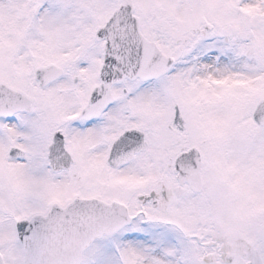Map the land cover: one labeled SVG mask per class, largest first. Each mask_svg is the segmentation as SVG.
Here are the masks:
<instances>
[{"label":"snow or ice","instance_id":"obj_1","mask_svg":"<svg viewBox=\"0 0 264 264\" xmlns=\"http://www.w3.org/2000/svg\"><path fill=\"white\" fill-rule=\"evenodd\" d=\"M0 264H264V0H0Z\"/></svg>","mask_w":264,"mask_h":264}]
</instances>
